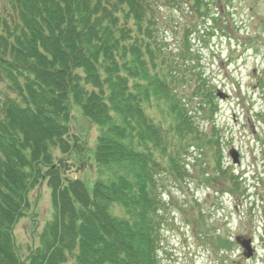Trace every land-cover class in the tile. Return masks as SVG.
<instances>
[{
  "label": "trees",
  "instance_id": "1",
  "mask_svg": "<svg viewBox=\"0 0 264 264\" xmlns=\"http://www.w3.org/2000/svg\"><path fill=\"white\" fill-rule=\"evenodd\" d=\"M178 2L200 16L209 12L206 0ZM157 5L0 0V84L13 93L0 110V264H158L161 182L189 175L181 149L195 148L198 129L189 105L170 88ZM213 95L199 76L194 97L212 115ZM169 102L177 103L175 111ZM149 105L163 109L159 121ZM76 108L100 129L95 148L68 140ZM212 121L213 145L220 147ZM217 147V176L235 186ZM58 150L78 153L83 167L85 157L92 160L100 177L64 178L53 164ZM40 179L52 190L53 216L23 259L14 229Z\"/></svg>",
  "mask_w": 264,
  "mask_h": 264
},
{
  "label": "rangeland",
  "instance_id": "2",
  "mask_svg": "<svg viewBox=\"0 0 264 264\" xmlns=\"http://www.w3.org/2000/svg\"><path fill=\"white\" fill-rule=\"evenodd\" d=\"M206 1L209 12L205 16L178 0H158L157 5L158 37L167 74L174 79L170 88L176 99L189 105L198 129L192 137L195 148H187V154L181 149L189 175L184 180L165 175L161 182L158 264H264V0ZM199 76L213 87L218 106L213 115L209 108L201 110L200 96L194 97ZM12 96L6 84H0V110ZM169 103L174 110L177 103ZM148 108L147 113L159 121L163 109ZM212 120L222 135L220 147L216 146L222 153L221 167L237 177L235 186L217 176L221 169L214 162ZM70 132L72 144L78 138L90 148L96 147L100 136V129L79 108ZM189 141L179 143L186 146ZM233 149L241 154L239 165L230 155ZM80 158L78 153L58 150L53 164L64 178L89 183L98 179L99 168L86 157L83 167ZM52 202L47 179H40L28 191L14 229L21 258L29 256L52 218ZM237 236L253 239L256 251L251 258L244 256Z\"/></svg>",
  "mask_w": 264,
  "mask_h": 264
},
{
  "label": "water",
  "instance_id": "3",
  "mask_svg": "<svg viewBox=\"0 0 264 264\" xmlns=\"http://www.w3.org/2000/svg\"><path fill=\"white\" fill-rule=\"evenodd\" d=\"M231 156L233 158V162L235 164H239V153L236 150H233L231 152ZM241 246L244 248V254L246 257L251 258L254 254V249L252 248V239H246V238H239L238 239Z\"/></svg>",
  "mask_w": 264,
  "mask_h": 264
}]
</instances>
